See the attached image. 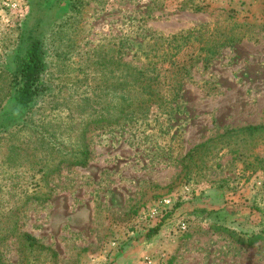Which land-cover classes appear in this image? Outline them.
I'll list each match as a JSON object with an SVG mask.
<instances>
[{"label": "rangeland", "instance_id": "rangeland-1", "mask_svg": "<svg viewBox=\"0 0 264 264\" xmlns=\"http://www.w3.org/2000/svg\"><path fill=\"white\" fill-rule=\"evenodd\" d=\"M37 37L49 90L26 111L11 83ZM138 73L164 98L126 118ZM248 126L264 0H0V264H264Z\"/></svg>", "mask_w": 264, "mask_h": 264}, {"label": "trees", "instance_id": "trees-1", "mask_svg": "<svg viewBox=\"0 0 264 264\" xmlns=\"http://www.w3.org/2000/svg\"><path fill=\"white\" fill-rule=\"evenodd\" d=\"M45 50L43 39L33 38L30 40L27 49L16 57L14 78L12 79V99L16 108L22 110H28L34 102L47 90L49 87L43 81L45 71L47 68L45 62ZM130 68V67H128ZM130 70V69H129ZM145 77L138 76L129 77L127 83L125 97L126 118H131L134 115L146 113L147 108L154 99H163L159 87H155L153 83L146 80ZM122 108L124 106V100L122 99ZM149 104V107H148ZM25 112V111H24ZM264 129V126H248L239 129L243 133L253 135ZM82 159L78 161V165L84 166L87 160L86 151H82ZM31 240V239H30Z\"/></svg>", "mask_w": 264, "mask_h": 264}, {"label": "built area", "instance_id": "built-area-1", "mask_svg": "<svg viewBox=\"0 0 264 264\" xmlns=\"http://www.w3.org/2000/svg\"><path fill=\"white\" fill-rule=\"evenodd\" d=\"M163 203H164V204H167V203H168V201H166V200H163L162 202H160V204H163ZM156 211H157V209H156V208L152 209V212H151L152 216H154V215H155Z\"/></svg>", "mask_w": 264, "mask_h": 264}]
</instances>
